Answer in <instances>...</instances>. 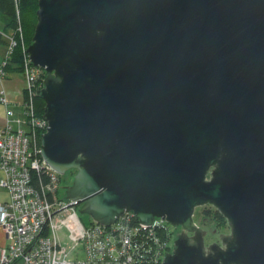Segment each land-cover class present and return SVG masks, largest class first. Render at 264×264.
I'll list each match as a JSON object with an SVG mask.
<instances>
[{"label":"water","instance_id":"obj_1","mask_svg":"<svg viewBox=\"0 0 264 264\" xmlns=\"http://www.w3.org/2000/svg\"><path fill=\"white\" fill-rule=\"evenodd\" d=\"M37 20L42 158L76 172L62 209L162 219L181 230L163 264H264V0H39Z\"/></svg>","mask_w":264,"mask_h":264},{"label":"built area","instance_id":"obj_2","mask_svg":"<svg viewBox=\"0 0 264 264\" xmlns=\"http://www.w3.org/2000/svg\"><path fill=\"white\" fill-rule=\"evenodd\" d=\"M10 41L0 79L6 76L3 66L16 46L13 39ZM23 48L24 103L10 108L5 91L0 95V102L7 107L0 127V189L10 193L9 203L0 208V225L7 236L0 264H163L175 247L170 250L169 239L157 233L156 228L161 227L170 231L162 219L147 227L133 214H125L110 227L96 222L88 227L79 207L62 209L70 205L65 189L62 194L57 192L62 175L42 158V135L49 123L44 116H36L35 99L44 87L42 75L46 73L32 65L28 48ZM43 174L49 182L44 183ZM82 249L86 260L79 259Z\"/></svg>","mask_w":264,"mask_h":264},{"label":"trees","instance_id":"obj_3","mask_svg":"<svg viewBox=\"0 0 264 264\" xmlns=\"http://www.w3.org/2000/svg\"><path fill=\"white\" fill-rule=\"evenodd\" d=\"M38 9L39 0H0V46L9 45L6 36L12 37L16 42L12 54L9 59H7V63L3 66L6 76L14 72L23 73V46H30L32 44L38 22ZM42 77L44 78L45 74H43ZM40 82L42 81L40 80ZM35 107L36 116L42 118L45 109L44 101L37 97L35 99ZM68 174H73L75 176L76 172H70ZM35 176H37V174H35ZM74 176L72 177L74 178ZM65 178V176H59L58 194H62L67 187H64ZM43 181L47 183L49 179L44 176ZM50 199H52V196ZM201 209V220L204 225L207 224V221L211 220L215 222V227L218 231H224L229 227L227 219L213 206H205ZM156 229L162 239H169V246L171 245L169 248L173 250L176 239L175 233L171 229L169 233H167L162 227Z\"/></svg>","mask_w":264,"mask_h":264},{"label":"crops","instance_id":"obj_4","mask_svg":"<svg viewBox=\"0 0 264 264\" xmlns=\"http://www.w3.org/2000/svg\"><path fill=\"white\" fill-rule=\"evenodd\" d=\"M8 51V45L0 46V62L4 61L6 53ZM21 72H14L5 76L4 79H0V95L4 90L6 97L9 101V107L14 108L21 106L24 103L25 96L24 91L26 87L25 79ZM1 97V96H0ZM7 115V107L0 102V127L3 125ZM3 178L2 171L0 170V181ZM10 201V193L7 189H0V208L3 205L8 204ZM7 246V236L0 225V255L1 251Z\"/></svg>","mask_w":264,"mask_h":264},{"label":"rangeland","instance_id":"obj_5","mask_svg":"<svg viewBox=\"0 0 264 264\" xmlns=\"http://www.w3.org/2000/svg\"><path fill=\"white\" fill-rule=\"evenodd\" d=\"M6 38L8 39V41H9V45L8 46H10V40L11 39H13V38H9V36H6ZM14 40V39H13ZM15 41V40H14ZM26 46V45H25ZM27 48H29V46H26ZM13 50H14V48H13ZM23 50H24V48H23ZM24 52V51H23ZM28 53V52H27ZM6 56H7V53H6ZM5 59H6V57H5ZM3 62L4 61H1L0 62V66H2V64H3ZM20 74H22V76H24V74L23 73H20ZM17 109H20V108H17ZM66 178H65V183H64V187H66L67 185H68V183H69V181L67 180V175H64ZM69 177V179H70V176H68ZM80 209V208H79ZM201 211H202V209L201 208H198L197 210H196V212H195V221L197 222V224L200 226V227H202L203 229H205L206 231H208L209 233H211L212 234V240H214L215 238L217 239V241H219V243H220V236L221 235H228L229 233H230V227H228L227 229H225L224 231H218V230H216V227H215V222L214 221H211V220H209V221H207V224L206 225H204V223L202 222V220H201ZM80 217H81V219L83 220V222L86 224V226H88V227H90L92 224H93V220H92V218L89 216V215H87V214H80ZM168 228L169 229H171L174 233H175V237H176V239L178 238V236L181 234V230L180 229H176L174 226H172L171 224H169L168 225ZM64 232V231H63ZM175 239V240H176ZM211 240V237L209 238L208 236H207V238H206V241H208V244H209V242L210 241H212ZM216 241V242H217ZM175 243V242H174ZM173 247H175V245H173ZM79 259H81V260H86V254H85V252H84V250L82 249V250H80V254H79ZM85 264H90V263H85ZM99 264H103V263H99Z\"/></svg>","mask_w":264,"mask_h":264},{"label":"flooded vegetation","instance_id":"obj_6","mask_svg":"<svg viewBox=\"0 0 264 264\" xmlns=\"http://www.w3.org/2000/svg\"><path fill=\"white\" fill-rule=\"evenodd\" d=\"M66 175H67V174H66ZM68 176H70V179H69ZM72 176H74V175H73V174H72V175H70V174L67 175V180L69 181L68 184L72 183V181H73V177H72ZM67 186H69V185H67ZM208 237H209V238L211 237V240H212V234L209 233V232H208ZM216 241H217V239L215 238L214 240L210 241L209 244H211V243H216ZM217 242H219V241H217ZM207 244H208V241H207Z\"/></svg>","mask_w":264,"mask_h":264},{"label":"clouds","instance_id":"obj_7","mask_svg":"<svg viewBox=\"0 0 264 264\" xmlns=\"http://www.w3.org/2000/svg\"><path fill=\"white\" fill-rule=\"evenodd\" d=\"M197 223V222H196ZM176 241V240H175ZM175 249V248H174Z\"/></svg>","mask_w":264,"mask_h":264}]
</instances>
